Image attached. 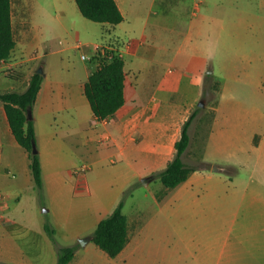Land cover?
I'll return each mask as SVG.
<instances>
[{"label": "crops", "instance_id": "obj_1", "mask_svg": "<svg viewBox=\"0 0 264 264\" xmlns=\"http://www.w3.org/2000/svg\"><path fill=\"white\" fill-rule=\"evenodd\" d=\"M115 1L123 21L115 26L103 24L101 41L112 36L120 40L126 51L133 55L138 71L132 84L135 87L133 95L127 91L126 75L124 104L112 117L96 120L83 95V85L95 68L93 65L86 64L80 81L75 82L72 77L49 76L45 72V62H41L44 76L31 107V119L41 164V192L51 200L43 213L52 216L42 218L35 215L34 218L21 206V196L26 188L35 190L34 180L28 154L12 134L0 102V264H57V248L44 231L45 222L55 229L58 246H75V240L81 237L91 241L98 222L108 215L99 216L100 213H107V204L100 202L93 209H87L80 218L65 217L63 220L71 225L67 233H60L57 228L62 218H59L54 205H63L67 197H74L77 193L88 192L87 195H92L88 184L80 181L73 170L83 164H89L90 170L99 146L103 151L128 152L142 158L139 174L147 178V182L157 179L153 177L165 169L174 155V143L180 137L181 126L191 114L193 97L203 91L202 73L217 80L219 88L211 129L198 160L217 168L194 170L184 182L168 190H174L173 196L176 198L186 196L187 205L189 201L197 206L204 204L200 210L203 217L206 216L209 221L215 220L216 229L212 235L215 247L211 241L207 247V253L213 250L216 253L215 264H264V93L260 99L263 102L261 105L254 98L249 100L242 97L243 94L254 95L251 92L253 88L264 90V73L253 77L256 62L246 56H237L231 67L216 71L212 65L217 59L215 53L205 49L196 39L198 23L200 26L202 23L209 25L202 7L199 11L194 9L181 42L169 50L167 43L159 45L150 42L154 34L150 33L147 40L144 27L142 30L123 27L126 17L121 9L122 0ZM200 1L204 6V0ZM200 11L201 15L198 13ZM63 13H67L66 9L62 10ZM26 15L30 16V29L25 33L24 43L18 45L15 41L10 58L0 61V92H23L35 72L31 71L33 60H41L68 48L63 47L55 52L46 49L42 55L31 56V53L38 52L40 38L29 10ZM60 26L65 34H71V26L63 22H60ZM62 42L59 40L60 44ZM95 44L98 43L77 41L72 48H93ZM164 54L169 55L168 64L176 71L169 69L163 75H156L155 70ZM235 64L242 66L241 72H235ZM208 69H211L210 73L206 72ZM10 70L22 74L10 76ZM189 70L193 78H189ZM124 71L126 74L125 61ZM147 80H150L148 88ZM183 82H186V97L178 101L175 95ZM65 114L73 116L78 125V136L69 142L59 134L61 127L66 128V125L69 132L73 131V127L64 122ZM192 150L190 137V143L182 155L185 164L184 159ZM70 174L75 181L72 182ZM199 195L203 200L199 199ZM206 201L210 202L206 205ZM187 205L185 207L188 208ZM59 236L62 238L59 239ZM74 258L75 253L68 264ZM202 259V264L213 263V259Z\"/></svg>", "mask_w": 264, "mask_h": 264}, {"label": "rangeland", "instance_id": "obj_2", "mask_svg": "<svg viewBox=\"0 0 264 264\" xmlns=\"http://www.w3.org/2000/svg\"><path fill=\"white\" fill-rule=\"evenodd\" d=\"M204 2V6H201L200 0H122L121 9L126 17V22L122 26L135 30H142L144 27L147 40L150 38V33L154 34V39L152 38L153 41L150 42L159 45L167 43L171 50L181 42L194 9L199 11L202 7V10L205 9L203 14L207 20L209 19V25L202 23L200 26L198 23L199 34L196 39L205 49L215 53L217 59L212 65L216 71L231 67L232 61L236 60L237 56H246L256 62L253 77L261 76L264 73V0H204ZM63 9H66V14H62ZM27 10L32 14L40 38L37 47L39 53L33 52L31 56L42 55L46 49L55 52L68 47L63 52L50 54L41 60H33L32 72L41 66L43 60L45 72L49 76L72 77L75 82H79L88 64L81 59V55L84 53L90 56V63L95 68V64L99 63L102 57H97L95 60V51L92 47L81 46L75 49L72 46L77 41L98 43L101 46L114 48L115 55H120L119 51L121 52L122 59L126 62L127 91L133 95L135 87L132 84L138 71L133 62V55L127 52L124 44L113 36L101 41L104 35L103 24L85 19L74 0H11L13 33L18 45L24 43L25 33L30 29V16L26 15ZM201 11L198 12L199 15ZM60 22L72 27L70 35L65 34ZM59 40L63 42L60 44ZM198 49L201 51V45ZM168 63L169 55L164 54L155 74L163 75L169 69L175 72V68ZM208 71L211 69L206 72ZM241 71L242 66L235 64V72ZM9 74L18 77L22 72L10 70ZM202 74H204L203 91L195 95L190 103L191 112L197 109L189 127V136L193 145L192 155L189 152L184 159L190 167L199 166L198 159L201 157L205 138L210 132L214 107L218 101V81L211 75ZM192 76L189 70V78H193ZM149 81H145L146 88L150 86ZM184 84L186 82L181 84L175 95L178 101L186 97ZM251 92L254 95L243 94L242 97L249 100L254 98L258 101L257 104L261 105L263 102L260 99L264 90L253 88ZM136 100L140 101L139 98ZM199 101L204 103L203 107L197 105ZM64 122L70 124L73 131L69 132L66 125V128L61 127L59 134L69 142L78 136L76 134L78 125L69 114H65ZM99 148L91 169L79 178L80 181L88 184L92 195H87L88 192L77 193L78 195L74 197L71 195L67 197L63 205L61 203L54 205L58 210L59 218H62L57 228L60 233H67L71 225L63 220L65 217L80 218L87 209H93L100 202L108 205V211L100 213L99 216H106L120 201H123L122 212L127 218L129 244L125 245L116 257L111 258L92 241L89 242L86 237H81L85 239L84 244H81L79 239L75 240V258L70 264H202V257L213 259L212 264H215L216 253L214 250L207 253V247L210 241L215 247L212 235L215 234L216 222L209 221L206 216L203 217L200 210L204 204L199 203L197 206L189 201L187 205L186 196L177 198L173 196L174 190L166 189L157 176L153 177L157 179L149 182L146 180L143 184L141 178L144 177L139 174L142 158L128 152L120 154L116 150L103 151L100 146ZM84 165L89 168V164ZM210 167L217 168L214 165ZM70 177L72 182L75 181L74 176L70 174ZM213 198L215 196L209 199ZM199 199L203 200V197L199 195ZM207 202L210 201H206V205ZM50 204L51 200L40 194L36 188L34 190L27 187L22 193L21 206H24L27 213L34 218L52 216L43 213ZM205 211L208 212L206 208ZM205 253L208 255H204Z\"/></svg>", "mask_w": 264, "mask_h": 264}, {"label": "trees", "instance_id": "obj_3", "mask_svg": "<svg viewBox=\"0 0 264 264\" xmlns=\"http://www.w3.org/2000/svg\"><path fill=\"white\" fill-rule=\"evenodd\" d=\"M80 14L87 20L115 26L123 21V15L115 0H74ZM15 47L12 30L11 0H0V61H7ZM126 74L124 61L119 57L111 60L102 58L83 85V95L96 120L112 117L124 104ZM43 76L33 73L23 92H0L7 119L18 144L27 152L29 168L35 188L42 192V173L39 153H32V143H36L34 124L27 119V111L34 104ZM192 111L181 126L180 137L174 143V155L164 170L156 176L166 189H172L184 182L189 174L197 169H209L210 165L199 161V166H187L182 159L189 143V127L195 117ZM123 201L106 217L101 219L92 233L91 241L106 255L116 257L128 240L127 218L122 212ZM44 231L57 248V264H68L74 257L76 246H58L56 231L49 222H45Z\"/></svg>", "mask_w": 264, "mask_h": 264}, {"label": "built area", "instance_id": "obj_4", "mask_svg": "<svg viewBox=\"0 0 264 264\" xmlns=\"http://www.w3.org/2000/svg\"><path fill=\"white\" fill-rule=\"evenodd\" d=\"M81 46H78L77 48H80ZM92 49H94V51H95V60H97V57L98 58H105V59H107V60H111L113 57H119V58H121L122 59V55H121V52L119 51V54L120 55H115V53H114V48H112V47H108V46H101V45H99V44H95L94 46H93V48ZM81 59L82 60H84V61H86L88 64H91L92 65V63H90V59H91V57L90 56H88V55H86V54H82L81 55ZM100 63V62H99ZM99 63H96L95 65H96V67L99 65ZM88 170V167H87V165H80L79 167H76L74 170H73V174L74 175H76L77 177H83L84 176V173L86 172Z\"/></svg>", "mask_w": 264, "mask_h": 264}, {"label": "water", "instance_id": "obj_5", "mask_svg": "<svg viewBox=\"0 0 264 264\" xmlns=\"http://www.w3.org/2000/svg\"><path fill=\"white\" fill-rule=\"evenodd\" d=\"M210 72L211 71H209V73ZM35 73H38V74H41L42 76H44V72H43V69H42L41 66L36 69ZM197 105L199 107H203L204 106V103L202 101H199ZM31 117H32L31 116V109H28V111H27V119L29 120V119H31ZM37 152H38V150H37V147H36V143L33 142L32 143V153L35 154ZM146 180H148V179L147 178H142L141 179V181H142L143 184L146 182ZM84 240L85 239H83V238L79 239V241H80L81 244H84ZM87 241H88V239H87Z\"/></svg>", "mask_w": 264, "mask_h": 264}]
</instances>
